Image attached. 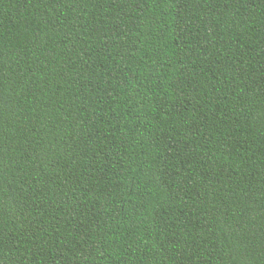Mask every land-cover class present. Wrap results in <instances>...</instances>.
Instances as JSON below:
<instances>
[{"label": "trees", "instance_id": "obj_1", "mask_svg": "<svg viewBox=\"0 0 264 264\" xmlns=\"http://www.w3.org/2000/svg\"><path fill=\"white\" fill-rule=\"evenodd\" d=\"M0 264H264V0H0Z\"/></svg>", "mask_w": 264, "mask_h": 264}]
</instances>
